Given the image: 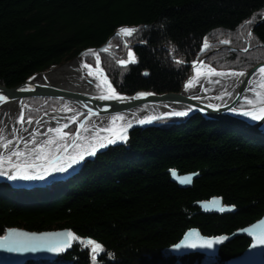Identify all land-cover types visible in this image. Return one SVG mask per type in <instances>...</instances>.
Listing matches in <instances>:
<instances>
[{
  "label": "trees",
  "instance_id": "trees-1",
  "mask_svg": "<svg viewBox=\"0 0 264 264\" xmlns=\"http://www.w3.org/2000/svg\"><path fill=\"white\" fill-rule=\"evenodd\" d=\"M121 27L138 31L114 34L108 52H95L97 65L86 49ZM205 39L209 47L201 51ZM129 50L136 62L122 66ZM81 51L119 92L178 91L205 54L204 64L215 69L247 70L264 61V0H0V84L16 86ZM22 101L25 118L64 103ZM170 169L199 176L181 188ZM212 197L235 211L202 213L195 203ZM263 214L264 134L199 114L135 128L64 180L30 189L0 185V236L11 227L69 228L78 238L69 251L24 264H229L248 237L204 255L177 257L170 246L187 229L230 234ZM86 238L102 250L94 254Z\"/></svg>",
  "mask_w": 264,
  "mask_h": 264
},
{
  "label": "water",
  "instance_id": "water-1",
  "mask_svg": "<svg viewBox=\"0 0 264 264\" xmlns=\"http://www.w3.org/2000/svg\"><path fill=\"white\" fill-rule=\"evenodd\" d=\"M119 30H115L105 42L98 47H89L86 50H96L101 51L104 49L111 37L114 34H117ZM123 38V37H121ZM138 44L144 45V42H139ZM85 51V50H83ZM81 51L75 57H79ZM60 65V64H59ZM56 66L52 65L42 71H38L28 76L24 81L17 84L13 87H7L5 85L0 84V96H3L5 99L0 100L1 103L12 102L15 100L21 101L23 98L27 97H39V98H57L62 101H66L71 104H76L84 107L88 113L84 114V116L76 123V128L72 132L73 135L79 129L80 124L86 117L90 116H105V115H115L118 113H124L128 110L145 106V105H157L159 108H166V113L169 114L175 111H185L187 112V116L199 114L204 119H212V120H224V121H232L239 123L247 128L254 129L260 132H264V120L254 121L250 117H245L242 115L243 111L249 110L250 107H246L242 110H238L236 105L238 104L243 92L245 91L248 83L250 82L251 77L257 73V69L261 66H264V61L258 62L247 70H244V76H242L239 84L235 88L234 95L229 99H217L216 95H188L184 93V86L189 78V76L193 73V69L190 71L189 76L183 82L181 88L178 91H167V92H154L151 90L139 89L132 93H124L115 90V93L123 97L122 100L116 99H100L99 97L104 94L100 91H76L67 87L57 86L51 84L48 81H35L34 77L39 75L40 73L47 72L51 67ZM193 68V64L191 65ZM141 94H148L141 97ZM219 95V94H218ZM22 105V104H21ZM23 107V106H22ZM235 108L237 111L233 112L231 109ZM181 116V117H185ZM39 117V116H38ZM167 118H178L176 116L167 115L164 118L156 119L151 123L145 124H134L127 131L130 132L135 128H146L152 125H156L157 121L161 119ZM109 144L107 147L103 149H98L95 151L94 155H87L84 157L83 162L94 158L96 155L101 154L108 147L112 146ZM173 172L175 175H173ZM169 175L171 181L176 183L181 188H187L192 185L194 179H196L199 174L197 172L183 173L180 174L175 169L169 170ZM191 178L190 182H182ZM0 184H7L13 187H33V186H43L45 182H39L35 184H12L7 179H0ZM219 201V204L213 207V201ZM202 213H231L235 211V208L231 205H224L220 197H212L209 200L199 201L195 203ZM220 207L225 208V211H219ZM261 228H264V214L252 222L251 224L241 227L230 234H220L215 236H206L203 235L197 228L188 229L180 238L178 242L170 246V251L177 257H183L189 254H200L204 253H214L216 252L222 245H224L229 240L233 238L243 235L250 239V244L246 247V249L239 255L232 257L229 260V264H264V244L258 242V236L260 235ZM18 231L27 233L29 236H45L49 237V239L45 241L32 242L36 243L37 246L35 249L31 247L23 248L22 250L9 251L7 248L0 247V264H24L25 262L34 260V259H44L48 257H54L59 252H66L71 250L72 243L70 242V246L64 247L66 237L61 238L57 237L56 233H66L69 232V228H57V229H49L42 231H30L28 229L22 227H11L6 229L5 233L0 236V241H3V238L8 236L10 232ZM193 233L198 234V236H193ZM220 237H224L220 243H214L212 248L201 247L200 244L203 240H216ZM13 239H23V238H13ZM90 240L86 238V242ZM197 244V247H188L186 244ZM181 245L180 248H177L176 245Z\"/></svg>",
  "mask_w": 264,
  "mask_h": 264
},
{
  "label": "bare ground",
  "instance_id": "bare-ground-1",
  "mask_svg": "<svg viewBox=\"0 0 264 264\" xmlns=\"http://www.w3.org/2000/svg\"><path fill=\"white\" fill-rule=\"evenodd\" d=\"M197 62V61H196ZM194 63V62H193ZM85 63L80 56L74 57L60 65H56L51 67L47 70L45 73H40L39 75L34 77L35 81H48L51 84L67 87L72 90H78V91H100L103 92L106 89V84L103 83L105 80L104 77L101 76V71L99 69V66H93L91 64H87L91 66V69H86L84 65ZM91 70L93 72L92 76L87 75V72ZM244 70H240L237 72H243ZM205 74L208 73V71L203 72ZM229 73V72H225ZM189 76L187 79L185 86H184V93L188 95H205V92H202L199 89V85L208 75H202L200 76L199 82H196L194 80V77H197V75ZM242 76H222V77H216L214 80H212V83L215 82V80H219V83H226L227 88L223 92H221L219 95H216L215 98L217 99H229L231 98L235 93V88L239 84ZM107 80V79H106ZM190 80H193V86L192 88H187L186 85ZM109 83V81L107 80ZM264 82L262 80V75L255 73L248 83L245 91L243 92L238 104L236 105V108L238 110H242L246 107H250L246 104L245 98L249 99H256V97L253 95V93L250 91L251 88H257V90L264 93V89L258 88V85L260 83ZM100 84L101 87L97 88L96 85ZM112 89L116 90L112 85ZM195 87V88H194ZM201 88V87H200ZM214 91H212L213 93ZM211 93V92H210ZM213 95V94H209ZM50 99V98H48ZM57 99V98H56ZM61 100V99H59ZM64 105L71 106L69 108H58L56 110H49L43 112V114L37 116L36 118H33V124L29 125L27 123L25 124H19L17 123V118L20 114V110L22 109V100L18 101H12L7 103H1L0 104V135L7 139H13L17 141V144L13 147H10L9 149L5 150L2 147H0V155L4 152L18 150L21 148H25V143H23L20 138L23 137V135L28 137H35L36 141L34 143H28L27 149L31 147V145H35L38 143V141H41L44 139V142L47 139H56L57 134L55 132L49 133L47 130L49 128H62V133H64L66 128H63L64 124H72V119L75 118L76 121L78 119V116L87 114L88 111L79 105L71 104L66 101H64ZM22 104V105H21ZM168 108V107H166ZM166 108H159L157 105H145L140 106L131 110H128L124 113H118L115 115H105V116H90L86 117L82 123L89 129H92L93 131L90 132H84L80 131V138L77 139L76 135H73L72 133H69L70 135L67 137L65 141H62L60 143H66L69 145L68 152H58L57 146H48L44 150V152L41 155V158L36 159L33 162L28 161H6L0 158V179H7L12 184H35L42 181H46L49 178L52 177L53 174V166L54 165H64L71 163L70 159L68 157L70 156H77L79 153H87L91 152L93 146L96 150L103 149L107 147L109 144L107 143V140L109 138L115 139L117 134L120 131V125L121 121H117L116 125H112L111 121L114 116H122L125 118V122H131L132 126L134 124H138L136 121L145 117H151V116H157L160 118L166 117L167 109ZM35 121H40V123H35ZM78 122V121H77ZM27 128V131H24V129ZM102 129H111L110 131H102ZM129 129V128H128ZM127 129V131H128ZM99 133L100 139L94 140L93 137ZM5 141H0V144L4 143ZM75 142V143H73ZM103 142L106 144L105 147L100 148L99 143ZM121 142L120 140H116L115 143ZM95 150V151H96ZM91 154H85L84 157ZM56 156H63L64 160L57 162L53 158ZM83 161V160H82ZM82 161H79L75 163V166H78ZM13 164L18 165L17 168H13ZM15 176L16 179H9V176ZM24 175L37 177V176H43V179H31V180H25L22 179ZM188 230V229H187ZM186 230V231H187ZM185 231V232H186ZM184 232V233H185ZM72 243V240H71ZM73 244V243H72Z\"/></svg>",
  "mask_w": 264,
  "mask_h": 264
},
{
  "label": "snow or ice",
  "instance_id": "snow-or-ice-1",
  "mask_svg": "<svg viewBox=\"0 0 264 264\" xmlns=\"http://www.w3.org/2000/svg\"><path fill=\"white\" fill-rule=\"evenodd\" d=\"M255 18H253L254 21ZM253 21H249L247 23H252ZM136 31H138V29L136 28H128V27H121L119 29V31L117 32V36L120 37H131ZM249 35H251L249 33ZM222 43L227 44L229 43V41H222ZM125 47H127V44H125ZM209 45L207 43V40L205 39V43L203 48L201 49V51H205L206 49H208ZM101 51L103 52H108L109 51V47H105L104 49H102ZM244 51H247V49H244ZM89 52H92V50H89ZM87 54V53H86ZM95 60H96V64L99 65L100 63V57L98 54H95ZM135 57L133 55V53L131 52V50L128 51V59L127 60H121L119 61V63L122 66H126L128 63H135ZM177 63H180V61H177ZM200 66H203V62H200ZM84 67L86 69H91L90 65L85 64ZM193 67L197 69V77H194L193 79L196 80V82H199V77L202 75H208L210 74L211 76H216V77H222V76H226V75H230V76H244L245 73L244 72H229V73H224V72H219L216 71L214 69L209 68L208 69V73H202L199 70V66H197L196 62L193 63ZM257 73L262 75V80H264V66H261L259 69H257ZM87 75L92 76L93 72L91 70H89L87 72ZM104 84H106V89L104 90V94H102L99 98L100 99H105V100H109V99H116V100H122L123 97L118 96L115 93V90L112 89L111 84L107 82L106 78L103 81ZM216 83H219V81H216ZM194 86L193 84V80H190L188 82V84L186 85L187 88H192ZM97 88H100L101 85L97 84L96 85ZM258 88L260 89H264V82L260 83L258 85ZM250 91L253 93V95L256 97V99H249V98H245L246 104L250 106L249 110L247 111H243L242 115L245 117H250L252 120L254 121H259V120H264V93H262L261 91L257 90V88H251ZM148 95V94H141V97ZM217 98H221V97H217ZM5 98L3 96H0V100H4ZM231 111L236 112L237 110L235 108L231 109ZM169 116H176V117H181V116H185L187 115V112L185 111H175V112H171L169 114H166ZM159 119V117L157 116H151V117H145L142 119L137 120L136 122L139 124H145V123H151L152 121ZM117 121H121L124 123H121L120 125V131L117 134L115 139H111L109 138L107 140L108 144H112L115 143L116 140H120V141H126L127 140V129L132 127V123L129 122H125V118L122 116H114L112 118V125H116ZM72 123L76 122V119L73 118ZM17 123L19 124H33V120L29 117L27 120H25V115H24V110L23 108L20 110V114L17 118ZM35 123H40V121H35ZM69 124H64L63 128H68ZM84 131V132H92V129L87 128L83 123L80 124L79 129L77 130V132L75 133L77 139L80 138V131ZM111 129H102V131H110ZM24 131H27V128L24 129ZM49 133L51 132H55L57 134L56 139H48L46 141V145L47 146H53L56 145L57 146V151L58 152H68L69 149V145L66 143H60L62 141H65L67 139V137L70 135L69 133H62V128L57 127V128H49L47 130ZM20 139H23V137H21ZM94 140L96 139H100L99 137V133H97L94 137ZM0 141H5L4 143L0 144V147H2L3 149L7 150L10 147H13L17 144L16 140L13 139H7L5 137H3L2 135H0ZM34 143V141H33ZM75 143V142H73ZM28 141H25V147H27ZM106 144L103 142L99 143V147L103 148L105 147ZM44 146H41L40 148H37L36 151L39 153L41 151H43ZM95 147L93 146L92 151L91 152H87V153H79L78 154V159L77 156H70L68 157V159H70L71 163H69L67 165V167H71L72 164H75L79 161H82L84 159L85 154H91L94 155L95 154ZM25 154L19 150H14L10 153V155L8 156V159L11 160L12 157H16L17 159H19L20 157L24 156ZM37 158H39V156H37ZM54 160H56L57 162L64 160L63 156H56L53 158ZM18 165L13 164V168H17ZM53 171L54 172H65L67 171V168L64 167L63 165H54L53 166ZM2 174V173H0ZM173 175H175V173L173 172ZM9 179H13L15 180L16 177L15 176H9ZM22 179L25 180H31V179H43V176H37V177H32V176H28V175H24L22 177ZM191 178L189 177L188 180L186 181H182V182H190ZM213 207L217 206L219 204V201H213L212 202ZM219 211H225L226 209L223 207H220L218 209ZM57 237H61L64 238L66 237L67 240L65 241V244L63 245L64 247L70 246V242L71 240H75L78 239L77 237L74 236V234L72 232H66V233H56L55 234ZM193 236H198V234L193 233ZM13 238H23V239H13ZM49 239V237H45V236H29L27 233L24 232H18V231H13L10 232L8 236L3 238V241H0V247L3 248H7L9 251H19L22 250L23 248L26 247H31L33 249H35L37 246L36 243H32V242H38V241H45ZM223 239H225L224 237H220L216 240H203L202 243L200 244L201 247H207V248H212L214 243H220ZM258 242L261 244H264V228H261L260 230V235L258 236ZM81 243H85L84 241H81ZM92 246L91 247V251L95 254L97 252V250H102V246L92 240H88L85 244V246ZM186 246L188 247H197V244L192 243V244H186ZM177 248H180L181 245H176ZM93 260H95V256H93Z\"/></svg>",
  "mask_w": 264,
  "mask_h": 264
},
{
  "label": "rangeland",
  "instance_id": "rangeland-1",
  "mask_svg": "<svg viewBox=\"0 0 264 264\" xmlns=\"http://www.w3.org/2000/svg\"><path fill=\"white\" fill-rule=\"evenodd\" d=\"M123 39V38H122ZM89 51V50H88ZM93 53L97 52L96 50H92ZM206 56L207 54H205L204 56H202L197 62V66H199V70L200 72H205V71H208L209 68L211 67H208L206 66L204 63H205V59H206ZM203 62V66H200V62ZM261 62V61H260ZM100 69V68H99ZM193 69V75H197V69L196 68H192L191 67V70ZM211 69H214L216 71H219V72H237V71H240V70H234V69H230V68H222V69H215V68H211ZM101 71V76L106 78V75L104 74V72L100 69ZM192 75V74H191ZM216 78V76H211L210 74L200 83L198 84L200 87L199 89L202 91V92H205L206 94H220L221 92H223L224 90H226L227 88V84L226 83H216V81H219V80H215L214 83H212V80H214ZM107 79V78H106ZM195 86V85H194ZM195 88V87H194ZM212 91H214L212 93ZM211 92V93H210ZM22 104H23V110H24V105L25 103H23L22 101ZM71 106H66L64 105V103L59 107L60 108H69ZM58 109V108H57ZM56 110V109H55ZM49 111V110H47ZM43 114V113H42ZM41 114V115H42ZM39 116V115H37ZM37 116L35 117H30L31 119L33 118H36ZM81 116V115H80ZM78 116V119L77 121H79V117ZM29 118V117H28ZM28 118H25V120H27ZM181 118V117H179ZM72 123L69 125L68 128L65 129L64 133H72L75 128H76V123ZM23 143H25V141H28V143H33V141L35 142L36 141V138L35 137H28V136H24L23 135V139H20ZM48 140V139H47ZM46 140V141H47ZM46 141L44 142V139H42L41 141H38V143H36L35 145H31V147L29 149H27L26 147L25 148H21V149H18L19 151L23 152L25 155L20 157L19 159H17L16 157H12L11 160L8 159V156L10 155V153L12 151H8V152H4L3 154L0 155V158L3 159V160H6V161H11V162H14V161H18V160H22V161H28V162H33L35 161L36 159H39L41 158V155L42 153L45 151L44 149L46 147H48L46 145ZM41 146H44L43 148V151L41 152H37L36 149L37 148H40ZM14 151V150H13ZM37 156H39V158H37ZM69 164V163H68ZM68 164H64L63 166L67 168V171L65 172H54L53 171V174H52V177L49 178L48 180L46 181H42V182H45V184H48L50 183L51 181H55V180H59V179H65L68 175H71L73 174V172H75V170L77 169V167L79 165H81V163L78 165V166H75V164H72L71 167H67ZM0 185H5V184H0ZM10 186V185H9ZM12 187V186H11ZM17 188H22V187H17ZM215 253V252H214ZM205 254V253H204ZM203 254V255H204ZM206 254H211V253H206ZM35 260V259H34ZM32 261V260H31ZM29 262V261H28Z\"/></svg>",
  "mask_w": 264,
  "mask_h": 264
}]
</instances>
